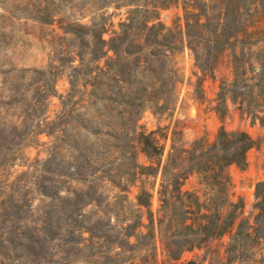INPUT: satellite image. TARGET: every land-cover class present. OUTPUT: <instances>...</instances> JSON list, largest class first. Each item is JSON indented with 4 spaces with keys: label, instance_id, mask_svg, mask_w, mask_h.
I'll return each instance as SVG.
<instances>
[{
    "label": "rangeland",
    "instance_id": "obj_1",
    "mask_svg": "<svg viewBox=\"0 0 264 264\" xmlns=\"http://www.w3.org/2000/svg\"><path fill=\"white\" fill-rule=\"evenodd\" d=\"M205 1L209 15L216 16L217 20L221 0ZM118 3L120 0H0V264L176 263L161 252L157 241L155 247L146 242L142 247L128 250L97 237L106 229L109 217L116 225L114 213L104 216V202H115L114 207L109 208L114 210L116 196L126 195L127 208L135 211L136 187L119 191L97 179L99 173L88 177L91 167H87L83 157H78L72 148L64 164L71 172L69 177L60 174L64 166L60 165L59 158L51 164V173L41 171L54 140L44 125L55 120L61 110L60 101L66 99L68 93L71 116L93 117L101 112L87 106L93 96L84 91L81 76L75 89L70 91V79L80 69L78 53L85 51L82 44L86 37L82 33L64 31L62 27L67 23L88 26L103 15L107 19V31L102 37L107 40L130 8L115 7ZM182 13V3L178 0L159 11V20L178 31L183 28ZM249 14L243 8L237 16L228 13L225 17L229 22L236 17L235 26L216 29V32H254V28L243 29L240 25ZM262 22L264 24V20ZM171 63L180 73L176 86L178 100L172 114L155 115L145 109L140 113L138 125L145 131H156L157 127H171L176 122L182 132L181 140L186 144L200 137L211 142L221 125L214 111L218 86L230 78L227 54L220 56L213 76L200 74L187 48L175 54ZM99 64L103 65V60ZM197 76L201 78L203 99L193 95L192 85ZM149 79L137 76L139 81ZM79 101L83 107L77 104ZM222 124L228 131L245 130L256 140L255 146L246 153V168L229 167L232 186L226 195L220 194L215 199V207L222 215L227 213L229 201L235 202L238 197H242L244 207L222 237L183 251L178 262L264 264V240L251 241L250 246H228L238 222L251 220L255 213V185L264 180V124H250L233 107H229ZM67 130L71 137L78 132L74 119ZM86 136L80 138L91 142L99 157L102 149L97 137ZM155 136L160 137L158 132ZM138 159L146 162L143 154H139ZM151 184L149 179L147 186ZM214 188L216 186L206 184L197 174L190 175L181 185L183 191L195 192L199 200L206 203L215 194ZM156 189L157 183L151 199L154 213L159 206ZM87 230L92 231V235ZM139 231L145 230L140 228ZM130 241L133 242V238Z\"/></svg>",
    "mask_w": 264,
    "mask_h": 264
},
{
    "label": "trees",
    "instance_id": "obj_2",
    "mask_svg": "<svg viewBox=\"0 0 264 264\" xmlns=\"http://www.w3.org/2000/svg\"><path fill=\"white\" fill-rule=\"evenodd\" d=\"M177 1L120 0L115 7L130 8L107 40L102 37L107 31L103 15L88 26L67 23L62 27L86 37L82 44L85 51L78 53L80 69L70 79V91L81 76L84 91L93 96L87 106L101 112L93 117L71 116L68 93L60 101L61 110L55 120L44 125L54 140L41 171L51 173V164L57 158L64 166L66 154L72 148L91 167L88 177L99 173L97 179L119 191L136 187L135 211L127 208L126 195L116 196L114 210L109 208L115 202H104V216L114 213L116 225L109 217L106 229L97 237L128 250L146 242L155 247L157 241L161 252L176 262L173 264H196L191 260L178 262L180 254L222 237L244 207L242 197H238L235 202L229 201V209L222 215L215 207V199L220 194L226 195L232 186L228 168H246V153L256 140L245 130H226L222 122L229 107H233L250 124H264V0H221L217 20L209 15L205 0H181L183 28L175 31L159 20V11ZM240 8L250 12L240 25L255 31L217 33L216 29L235 26L236 17L229 22L225 16L230 12L237 16ZM183 48L189 50L203 77L213 76L220 56L226 53L228 57L230 78L219 83L214 107L221 125L211 142L200 137L186 144L176 122L171 127H157L156 131H145L138 125L140 113L145 109L155 115L172 114L178 100L176 86L180 73L171 60ZM101 60L103 65L99 64ZM139 74L151 80L139 81ZM192 86L194 97L203 99L201 78L197 76ZM77 104L83 107L80 101ZM72 119L79 130L71 137L67 126ZM157 132L160 137L155 136ZM86 135L97 137L102 149L99 157L93 144L80 138ZM139 154L146 158L145 163L139 161ZM60 172L64 177L71 175L66 166ZM192 174L216 186L209 203L200 201L195 192L181 189L183 181ZM149 179L152 184L147 186ZM156 183L159 206L154 213L151 199ZM253 209L251 220L238 222L228 246H250L251 241L264 240V180L255 185ZM140 228L145 231L140 232ZM87 231L92 235V231Z\"/></svg>",
    "mask_w": 264,
    "mask_h": 264
}]
</instances>
